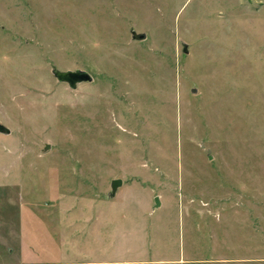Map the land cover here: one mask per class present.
<instances>
[{
  "label": "rangeland",
  "instance_id": "1",
  "mask_svg": "<svg viewBox=\"0 0 264 264\" xmlns=\"http://www.w3.org/2000/svg\"><path fill=\"white\" fill-rule=\"evenodd\" d=\"M0 125V264H264V0H0Z\"/></svg>",
  "mask_w": 264,
  "mask_h": 264
},
{
  "label": "water",
  "instance_id": "2",
  "mask_svg": "<svg viewBox=\"0 0 264 264\" xmlns=\"http://www.w3.org/2000/svg\"><path fill=\"white\" fill-rule=\"evenodd\" d=\"M139 39L143 40L146 38L145 35H139L138 36ZM58 77L61 81H65L70 83V85L75 86L78 83H83V82H92L93 81V77L84 71H76V72H65V73H59ZM0 131L4 134L9 135L11 133L10 129L3 127L2 125H0ZM122 185V180H114L112 182V189H113V195L117 192V189L119 186ZM156 205H160V201L159 198H156Z\"/></svg>",
  "mask_w": 264,
  "mask_h": 264
}]
</instances>
